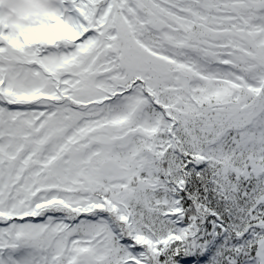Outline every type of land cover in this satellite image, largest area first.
<instances>
[{
  "label": "snow or ice",
  "instance_id": "1",
  "mask_svg": "<svg viewBox=\"0 0 264 264\" xmlns=\"http://www.w3.org/2000/svg\"><path fill=\"white\" fill-rule=\"evenodd\" d=\"M0 264H264V0H0Z\"/></svg>",
  "mask_w": 264,
  "mask_h": 264
}]
</instances>
